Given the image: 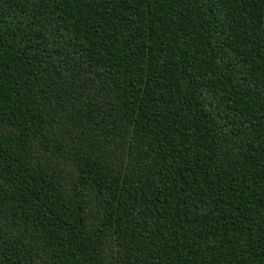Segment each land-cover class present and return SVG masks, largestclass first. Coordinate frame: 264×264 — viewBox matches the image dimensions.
<instances>
[{
    "label": "trees",
    "instance_id": "16d2710c",
    "mask_svg": "<svg viewBox=\"0 0 264 264\" xmlns=\"http://www.w3.org/2000/svg\"><path fill=\"white\" fill-rule=\"evenodd\" d=\"M0 264H264V0H0Z\"/></svg>",
    "mask_w": 264,
    "mask_h": 264
}]
</instances>
